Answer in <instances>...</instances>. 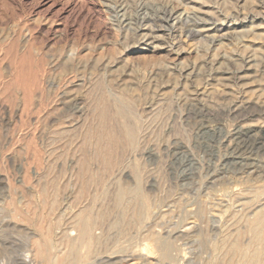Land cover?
I'll return each mask as SVG.
<instances>
[{
	"label": "rangeland",
	"instance_id": "obj_1",
	"mask_svg": "<svg viewBox=\"0 0 264 264\" xmlns=\"http://www.w3.org/2000/svg\"><path fill=\"white\" fill-rule=\"evenodd\" d=\"M263 206L264 0H0V264H222Z\"/></svg>",
	"mask_w": 264,
	"mask_h": 264
},
{
	"label": "bare ground",
	"instance_id": "obj_2",
	"mask_svg": "<svg viewBox=\"0 0 264 264\" xmlns=\"http://www.w3.org/2000/svg\"><path fill=\"white\" fill-rule=\"evenodd\" d=\"M237 13V12H236ZM207 18V17H206ZM222 21V20H221ZM220 21V22H221ZM224 21V20H223ZM204 23H205V21H204ZM215 23V22H214ZM206 28V27H205ZM196 32V31H195ZM191 33V32H190ZM208 34V33H207ZM245 52H247V51H245ZM256 53V52H255ZM241 55V54H240ZM215 60V59H214ZM238 61V60H237ZM255 61V60H254ZM235 63V62H234ZM245 63V62H244ZM241 64V63H240ZM239 64V65H240ZM236 65V64H235ZM244 65V64H243ZM237 66V65H236ZM241 66V65H240ZM249 66V65H248ZM238 67V66H237ZM238 69V68H237ZM236 69V70H237ZM248 98V97H247ZM250 98V97H249ZM248 98V99H249ZM250 100V99H249ZM242 103V105H239V106H237L236 105V107H233L231 110H233V111H239V110H241V109H243V108H245V107H247L248 106V102H241ZM253 103V102H252ZM256 104V103H255ZM259 105H262V104H260L259 103ZM124 108V107H123ZM123 108H121V109H123ZM126 108H127V106H126ZM119 110V109H118ZM122 112V111H121ZM126 112V111H125ZM102 113V112H101ZM105 113V112H104ZM128 113V112H127ZM130 113V112H129ZM123 114V113H122ZM129 115V114H128ZM127 115V116H128ZM121 116V115H120ZM126 117V116H125ZM129 119V118H128ZM120 124V123H119ZM125 126V125H124ZM137 128V127H136ZM133 129H129V128H127V127H125L124 128V130H122V131H124V136H125V138L128 140V143L130 142V144H132L131 142L133 141V139H134V133H133V131H132ZM238 130V129H237ZM243 131V132H250V131H252V125H249V124H247V125H243V126H240L239 127V131ZM135 131V130H134ZM238 131V132H239ZM236 133V132H235ZM118 134V133H117ZM237 134V133H236ZM245 134V133H244ZM250 134H252V133H250ZM238 135H240V133L239 134H237V136ZM242 135V134H241ZM103 137H104V135H103ZM240 138V137H239ZM105 142V141H104ZM125 142H126V140H125ZM135 143V142H134ZM105 159V158H104ZM110 175V174H109ZM140 179V178H139ZM136 181V180H135ZM137 185H135V187H136ZM139 188V187H138ZM137 188V189H138ZM263 187H261V189H262ZM128 189V188H127ZM133 189H135V188H133ZM133 189H132V191H133ZM137 189H135V190H137ZM119 190V189H118ZM134 190V192L136 193V191ZM139 190V189H138ZM257 190V189H256ZM258 190H260V187H258ZM257 190V191H258ZM120 191H122V192H120V194H119V196L118 195H116V196H118V201H121L123 198H124V195H125V192H123V190H120ZM128 192V191H127ZM139 191H137V193H138ZM141 192V191H140ZM139 192V193H140ZM254 192V191H253ZM253 192H251L252 194H254ZM256 193V192H255ZM131 194V193H130ZM135 196V195H134ZM255 195H253V197H254ZM128 197V196H127ZM140 197V196H139ZM256 197V196H255ZM138 198V197H137ZM140 199V198H139ZM245 199V198H244ZM243 200V199H242ZM246 200V199H245ZM248 200V199H247ZM247 200H246V202H247ZM141 202V201H140ZM252 202V201H251ZM118 203H120V202H118ZM124 203V202H123ZM243 203V202H242ZM135 204V203H134ZM125 205V204H124ZM140 205H141V203H140ZM139 206V205H138ZM253 206V205H252ZM142 207V206H141ZM138 208V207H137ZM145 208V207H144ZM246 208V207H245ZM248 208V207H247ZM132 209V208H131ZM143 209V207L140 209V210H142ZM138 210V209H137ZM238 210H240V209H238ZM237 210V211H238ZM237 211H235V212H237ZM234 212V213H235ZM144 213V212H143ZM142 213V214H143ZM238 213V212H237ZM237 213H235V214H237ZM235 214H233V216L235 215ZM80 215V214H79ZM132 215V214H131ZM137 215H138V213H137ZM245 215H247V216H243V213H242V216L240 215V217L241 218H239V216H237L238 217V220H237V224L238 225H240L239 227H236V228H239L238 229V233H236L235 234V237L234 238H231V236H232V234L230 233V235H224V238H223V240H221L222 242H221V244H220V252H222L223 254V256H224V260L222 259H220L221 261H223L222 262V264H264V206L263 207H257L253 212H251V215H248V213L247 214H245ZM232 216V217H233ZM140 217H142V215L140 216ZM77 218H78V216H77ZM89 218V217H88ZM137 218V217H136ZM231 219H233V218H231ZM102 220V219H101ZM134 220V219H133ZM117 222V221H116ZM236 221H234V223H235ZM96 223V222H95ZM133 223V222H132ZM136 223V222H135ZM101 224V223H100ZM110 224V223H109ZM141 224V223H140ZM79 231H80V235H81V237L83 238V239H85V238H87L88 236H90V239H92L91 238V236H92V234L91 235H89L90 234V227H89V223L87 222V221H85V220H81L80 222H79ZM113 225V224H112ZM236 225V224H235ZM110 226V225H109ZM126 230V229H125ZM128 230V229H127ZM109 231V230H108ZM226 231V230H225ZM234 231H236V229L234 230ZM233 231V232H234ZM110 232V231H109ZM232 232V231H231ZM112 235V234H111ZM234 236V235H233ZM93 237V236H92ZM96 237H97V235H96ZM124 237V236H123ZM78 238V237H77ZM80 240V239H79ZM78 240V241H79ZM94 240H95V237H94ZM99 240V239H98ZM117 240V239H116ZM129 240V239H128ZM71 242H73L72 240H70ZM71 242H69V244L71 243ZM80 242H82V241H80ZM85 242H86V240H85ZM95 242V241H94ZM93 242V243H94ZM119 242V241H118ZM117 243V242H116ZM84 244V243H83ZM87 244H88V242H87ZM96 244H98V243H96ZM133 244V243H132ZM165 244H166V250L168 249V247H169V243H167V242H165ZM128 245H130V244H128ZM128 245H126V246H128ZM70 246V245H69ZM79 246V245H78ZM85 247V245L83 246V248ZM87 247V246H86ZM84 248V250L86 249L87 250V248ZM93 247H94V245H93ZM131 247V246H130ZM214 247H215V245H214ZM69 248H71V247H69ZM126 248H128V247H125V250H127ZM133 248H134V246H133ZM132 248V249H133ZM76 249V248H75ZM135 249V248H134ZM69 250H71L72 251V249H69ZM81 250H82V248H81ZM117 250V249H116ZM129 250V249H128ZM75 251V250H74ZM91 251H93V250H91ZM119 251V250H118ZM124 251V250H123ZM78 252H80V251H78ZM85 252V251H84ZM132 252V251H131ZM74 253V252H73ZM73 253L71 252V254L73 255ZM75 253H77V251L75 252ZM82 253V252H81ZM86 253V252H85ZM108 253V252H107ZM70 254V255H71ZM131 254V253H130ZM165 254H166V251H165ZM78 255H79V253H78ZM133 255V254H132ZM66 256V255H65ZM74 256V255H73ZM81 256H82V254H81ZM96 256H98V255H96ZM110 256V255H109ZM134 256V255H133ZM67 257V256H66ZM66 257H64V259L66 260ZM83 257V256H82ZM92 257H94V255L92 256ZM99 257V256H98ZM119 257V256H118ZM181 257V256H180ZM69 258H71V256L69 257ZM68 258V259H69ZM78 258V257H77ZM76 258V259H77ZM95 258V257H94ZM105 258V257H104ZM107 258V257H106ZM105 258V259H106ZM120 258V257H119ZM131 258V257H130ZM72 259H73V257H72ZM72 259L70 260V262L72 261ZM80 259V258H79ZM181 259V258H180ZM85 260V259H84ZM100 260V259H99ZM68 261V260H67ZM91 261V260H90ZM219 261V260H218ZM220 261V262H221ZM64 262V261H63ZM69 262V261H68ZM78 262V261H77ZM82 262V261H81ZM92 262V261H91ZM91 262L89 263V261H88V263L89 264H91ZM96 262V261H95ZM109 262V261H108ZM48 263V262H47ZM53 263H54V261H53ZM138 263V262H137ZM83 264V263H82ZM87 264V263H86ZM93 264V263H92ZM136 264V263H135ZM213 264H215V263H213ZM221 264V263H220Z\"/></svg>",
	"mask_w": 264,
	"mask_h": 264
}]
</instances>
